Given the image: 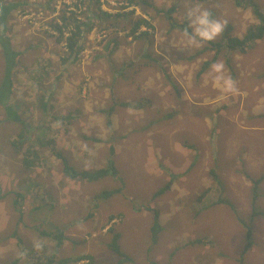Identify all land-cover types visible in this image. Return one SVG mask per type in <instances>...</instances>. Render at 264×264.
Returning a JSON list of instances; mask_svg holds the SVG:
<instances>
[{
	"label": "rangeland",
	"instance_id": "rangeland-1",
	"mask_svg": "<svg viewBox=\"0 0 264 264\" xmlns=\"http://www.w3.org/2000/svg\"><path fill=\"white\" fill-rule=\"evenodd\" d=\"M6 1L20 4L10 19L19 54L12 103L21 106L41 160L24 166L25 149L13 145L21 125L0 107V264H28L35 246L52 252L56 241L42 230L54 228L67 237L59 258L90 254L97 264H117L112 227L124 264H242L245 224H252L253 246L243 264H264V181L253 201V181L264 176V39L245 53L223 48L211 63H222L235 85L222 98L208 78L211 65L200 74L216 56L209 43L191 50L174 43L185 6L199 1L101 0L103 12L125 15L118 29L113 18L96 20L78 41L77 60L66 45L75 20L88 16L89 0ZM255 1L264 12V0ZM249 2L199 3L242 38L259 23ZM171 7L175 24L166 14ZM140 18L153 28L135 39ZM4 66L0 46V79ZM112 107L109 129L102 110ZM111 145L120 177L90 183L63 173L57 154L93 171L107 165ZM118 188L109 200L96 198ZM152 210L163 227L156 243Z\"/></svg>",
	"mask_w": 264,
	"mask_h": 264
},
{
	"label": "trees",
	"instance_id": "trees-1",
	"mask_svg": "<svg viewBox=\"0 0 264 264\" xmlns=\"http://www.w3.org/2000/svg\"><path fill=\"white\" fill-rule=\"evenodd\" d=\"M54 1V0H49ZM199 2H205V1H211V0H196ZM249 7H251L254 11V13L259 18V23L250 26L245 35L241 37H235L232 35V26H227L225 30L222 33V39L221 41L217 42H207L209 43V46L212 50L216 52L215 58L207 62L203 65V68L200 71L201 73H204L211 65V63L215 62L217 60V56L221 53V51L224 49H229L231 51H237L241 53H245L249 47L257 42L264 39V12L261 10L259 4L255 0H249ZM89 14L84 20H75V28L72 31V36L70 37L69 41H67V49L71 52L73 57H75V60L78 59L80 48H79V42L84 37L86 32H91L95 27L96 20H102V18H113L114 23L112 24V29H118L116 27L115 22L117 18L123 17L125 14H110L107 12L102 11L101 7V0H89ZM20 4L18 3H8L6 0H0V46L4 58V72L2 74V77L0 79V107H2L6 113L7 117L11 119L12 122L16 124L21 125L20 132L18 134V140L13 142V145L18 153H20L21 149H25L26 155L23 159L24 166L28 169H32L35 166H38L41 157L39 154V151L37 149L35 141L30 138L29 134H31V130L29 128V125L25 123V121L21 117V106L19 103L13 104V93H14V76H15V70L17 67V57L18 52L14 50L11 38H10V19L14 13V11L19 7ZM172 12H174L173 7L169 8L166 11V14L168 15L169 21L173 24L174 18L171 17ZM172 24V25H173ZM186 26V25H185ZM143 27H146L148 29L153 28V24H151L147 19L140 18L133 26L132 28V34L135 39L143 38L144 36H148V31H141ZM60 28V27H58ZM62 35H64V31L61 30ZM139 34V35H137ZM116 49V48H115ZM115 51V50H114ZM113 49L110 51V55L113 54ZM46 105V102L44 103ZM121 105L129 108H136L138 104H132V103H121ZM103 113L106 114L108 117L107 126L109 129H112V114L115 112V107H112L108 110H102ZM76 117L70 116L68 119H75ZM63 119H66V117L63 116ZM49 141V140H48ZM48 144H51L48 143ZM58 158L62 159L63 163V173L66 175V177L70 178L71 180L76 181H87V182H98L101 180H104L109 177L118 178L119 170L115 164L114 156H115V147L114 145L110 146V157L107 162V165L105 167L95 169L93 171L90 170H78L74 166L70 165V162L68 159H66L61 154H57ZM214 174V173H212ZM214 176L217 177L216 174ZM218 181V179H217ZM264 181V176L254 180V188H253V201L255 205V201H257L260 198L259 193V185ZM171 182L167 185L166 189H162L157 192L158 196L163 195L171 186ZM122 188L118 189H111V190H104L99 195H97V199H103V200H109L114 195L120 193ZM166 190V191H165ZM1 191V190H0ZM205 193H208L205 192ZM9 193H5V197ZM0 192V197H1ZM4 196V195H3ZM18 196L22 197L21 194H18ZM17 201H15V205H17ZM154 214V225L152 226V241L156 243L159 239V236L161 234V231H163V227L159 223V213L155 210H152ZM256 207H254V215H258ZM115 219V216H111V220L113 221ZM20 220L22 221V218L20 217ZM20 222V221H19ZM247 228V238L248 243L246 245L245 250L243 251L240 262L244 263V256L250 250L253 246L251 241H249L253 233L252 224H245ZM42 236L51 238L52 240L56 241V246L52 249V252L49 251L48 247L44 245V247L35 246L33 248L34 253L29 256V259L31 260L28 264H97L95 261V258L90 254H82L78 255L74 258H59V251L62 249L63 244L65 243V240L67 239L65 231H62L60 228H54L52 231L42 230ZM111 233H113L112 241L109 243V247L111 251L120 258L117 264H124V259L126 258L125 253L122 251L120 246V239L121 235L120 233L112 227L110 230ZM201 241V240H200ZM60 259V260H58Z\"/></svg>",
	"mask_w": 264,
	"mask_h": 264
},
{
	"label": "clouds",
	"instance_id": "clouds-1",
	"mask_svg": "<svg viewBox=\"0 0 264 264\" xmlns=\"http://www.w3.org/2000/svg\"><path fill=\"white\" fill-rule=\"evenodd\" d=\"M181 19L186 26L175 34L174 43L190 50L199 49L204 43L215 40L225 28V21L216 18L209 8L199 2L186 5ZM208 78L211 79L212 86L223 94L222 98L236 91L234 82L225 74L222 63L211 65Z\"/></svg>",
	"mask_w": 264,
	"mask_h": 264
}]
</instances>
